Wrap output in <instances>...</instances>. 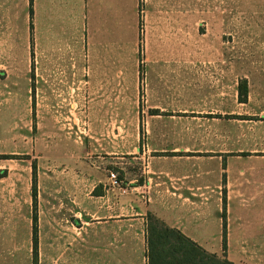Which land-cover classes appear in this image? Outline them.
I'll use <instances>...</instances> for the list:
<instances>
[{
  "label": "crops",
  "instance_id": "0c3cea01",
  "mask_svg": "<svg viewBox=\"0 0 264 264\" xmlns=\"http://www.w3.org/2000/svg\"><path fill=\"white\" fill-rule=\"evenodd\" d=\"M240 2L253 13L264 10V0H199V14L214 15L216 24L226 10L231 24ZM111 4L117 13L120 0ZM86 9L79 0H0V136L11 142L0 155L31 151L32 57L59 72L64 58L90 55L86 45L79 48L86 29L79 15L87 18ZM136 11L124 10L119 23L123 38L109 37L90 56H124L128 40L134 38ZM182 69L183 79L192 85L185 90L188 102L180 110L182 117L199 119L204 132L228 137V144L159 145L149 134L174 135V129H145L146 139L140 143L137 135L130 150L121 134L115 148L100 133L86 155L78 152L76 139L65 140L63 147L59 138L54 159H49L51 148L32 156L43 160L0 158V264H32L34 211L37 264H146L148 212L234 264H264V209L262 220L232 209L234 202H264V65L245 71L234 65ZM240 81L247 86L245 102L238 99ZM161 110L148 116L175 117ZM211 120L218 126L208 127ZM240 121L249 123L245 146L239 144ZM114 170L117 184L109 177ZM242 218L247 219L244 226L233 227ZM252 254L263 259L250 260Z\"/></svg>",
  "mask_w": 264,
  "mask_h": 264
},
{
  "label": "rangeland",
  "instance_id": "374dc122",
  "mask_svg": "<svg viewBox=\"0 0 264 264\" xmlns=\"http://www.w3.org/2000/svg\"><path fill=\"white\" fill-rule=\"evenodd\" d=\"M111 1L79 0L87 5V18H82L81 12L79 15L81 22H86V29L81 28L79 48L86 45L91 55L102 49L100 46L107 43L109 37L123 38L119 23L123 22L124 10L126 13L137 10L134 38L128 40L126 54L64 58L59 72L41 66L39 58L32 57L33 109L28 134L31 151L29 155H11L15 159L43 160L44 156H32L43 155L45 148H51L52 158L49 159H54L55 141L59 138L63 140V147L65 140L76 139L78 152L86 155L100 133L106 140L110 138L115 148L121 134L130 150L136 144L137 135L140 143L146 139L145 129H174V135L149 134L159 145L215 148L228 144V137L214 136V131L204 132L199 119L182 117L180 110L188 102L185 90L192 87L183 79L186 74L182 68L234 65L245 71L248 66L264 65V10L253 13L245 2H240L239 10L231 14V24L227 23L226 10L223 21L214 24V15L199 14V0H138V3L137 0H120L117 13ZM188 1L190 7H186ZM108 26L113 27V31L107 32ZM155 108L172 112L175 117H149ZM36 110H40L39 114ZM215 122L211 120L206 124L213 129L218 126ZM239 124L243 133L239 144L245 146L249 123L240 121ZM8 138L0 136V149L9 148ZM23 143L20 138L19 147ZM114 171L118 180V171ZM232 206L239 213L248 212L262 220L259 216L264 202L247 200L240 205L234 202ZM242 220L247 219L234 222L233 227L240 223L244 226ZM251 258L257 262L263 259L258 254H252Z\"/></svg>",
  "mask_w": 264,
  "mask_h": 264
},
{
  "label": "trees",
  "instance_id": "16d2710c",
  "mask_svg": "<svg viewBox=\"0 0 264 264\" xmlns=\"http://www.w3.org/2000/svg\"><path fill=\"white\" fill-rule=\"evenodd\" d=\"M247 86L240 81L238 99L246 101ZM157 113L158 110H151ZM0 158H11L0 155ZM35 201V189L32 187ZM35 206V204H34ZM37 226L36 213L32 214V264H37ZM146 264H234L225 254H216L200 247L195 241L183 234L179 229L167 225L152 212L146 215Z\"/></svg>",
  "mask_w": 264,
  "mask_h": 264
},
{
  "label": "built area",
  "instance_id": "2783aa9c",
  "mask_svg": "<svg viewBox=\"0 0 264 264\" xmlns=\"http://www.w3.org/2000/svg\"><path fill=\"white\" fill-rule=\"evenodd\" d=\"M109 177L113 180V182L115 184H117V178H116V175L113 172H110V176Z\"/></svg>",
  "mask_w": 264,
  "mask_h": 264
}]
</instances>
